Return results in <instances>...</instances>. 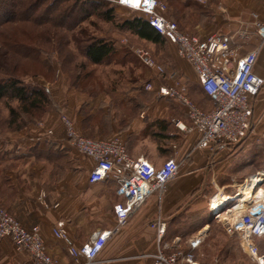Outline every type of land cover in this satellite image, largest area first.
Returning a JSON list of instances; mask_svg holds the SVG:
<instances>
[{
	"label": "crops",
	"instance_id": "0c3cea01",
	"mask_svg": "<svg viewBox=\"0 0 264 264\" xmlns=\"http://www.w3.org/2000/svg\"><path fill=\"white\" fill-rule=\"evenodd\" d=\"M160 1H167L166 17L176 23L178 28L180 26L181 32L197 35L202 39L213 34L226 37L229 39L230 48L235 49L238 56L256 49L258 52L254 72L264 77V40L256 34L253 24V15L257 17L255 21L264 23V4L259 0H208L204 5L195 0ZM196 6L199 7V15L195 14L196 17L192 18L190 25L185 24L184 16L192 17ZM204 12L208 16L207 24L203 23ZM134 14L143 18L137 12ZM162 40V43L166 42L164 38ZM173 73L176 77L183 75L180 79L185 77L190 85L198 87L193 92L201 101L198 107L201 111L208 112L213 108L212 99L202 92L187 61L178 62L177 68L171 74ZM166 85L170 86L168 82ZM158 89L147 90L138 86L106 91L102 98L93 99V108L91 103L87 121L91 124L97 123L96 133L99 138H119L131 158L142 157L155 167L169 158H174L178 163L183 161V164L188 158L185 170L193 173L175 184L166 185L161 198L156 195L149 197L131 215L129 221L110 236L95 262L91 264H152L151 255L158 250L173 252L177 239L189 240L198 235L204 243L210 232L202 230L192 235L184 227L181 230L178 227H169L174 226L178 218L182 217L179 215L184 210L180 205L181 201L193 191L196 176L206 172V162L218 160L223 165L219 185L218 181L215 182L218 177L214 178L215 173L212 179L215 188L219 190L215 195H221L225 199L224 209L233 200L237 206L240 194L238 189L236 191V186L256 173L255 170L248 169L249 173L242 174L236 170L238 174L233 175L229 162L234 159L235 152L230 147L197 149L195 144L199 139L198 133L192 131L184 135L176 127L177 122L186 127L190 125L186 112H178L175 99L160 96ZM262 95L264 96V92ZM257 109L264 110V100L258 99L255 104L254 117L259 119ZM94 116H98L97 119ZM46 117L36 125H28L21 130L0 129V206L23 227L30 229L37 226L48 254L59 264H84L83 259L76 262L68 249L86 243L93 233L114 229L112 207L119 200L115 193L116 185L111 179L88 183L87 177L94 161L77 151L66 140L64 126L57 114L51 113ZM81 121V117L77 119V123ZM261 127L264 128V121ZM48 130L52 131V135H47ZM184 156L187 158L184 159ZM228 166L230 168L227 170ZM210 172L211 169H208L207 178L211 176ZM229 176L232 178L230 183L227 182ZM259 191L263 190L257 189L255 193ZM245 203H240L235 209H241ZM186 211L189 215L190 210ZM157 217L165 224V234L160 241L156 238V229L151 227ZM58 222H63L67 233L66 240H59L52 234V229ZM221 224L227 237L239 240L237 235L227 234L224 224ZM188 234L190 238L187 237ZM167 240L172 242L169 249L165 248V245H169ZM239 244L242 250V243ZM29 258L27 252L17 250L9 239H0V264H26ZM195 260L198 262L196 255Z\"/></svg>",
	"mask_w": 264,
	"mask_h": 264
},
{
	"label": "built area",
	"instance_id": "2783aa9c",
	"mask_svg": "<svg viewBox=\"0 0 264 264\" xmlns=\"http://www.w3.org/2000/svg\"><path fill=\"white\" fill-rule=\"evenodd\" d=\"M102 1L142 15L148 26L176 46L178 55L191 66L202 92L213 101V108L203 112L182 98L188 108L190 125L180 127L177 122L176 127L182 132L198 133L199 139L195 144L197 149L225 148L238 145L248 138L255 122L259 121L254 117L256 101L264 100V77L254 72L256 49L238 56L237 51L230 48L226 37L213 34L202 39L181 32L177 24L166 17L167 5L160 0ZM195 1L201 5L207 2ZM259 1L264 4V0ZM253 18L256 34L264 40V23L255 21V15ZM133 52L146 68L155 70L159 75L163 74L162 68L153 62L148 52L139 49ZM144 88L150 90L151 85L147 84ZM158 94L172 97L176 93L173 88L159 87ZM61 122L70 145L94 161L87 177L88 183L111 179L116 185L115 193L119 198L112 207L114 229L93 233L86 243L68 249L76 262L83 259L84 264H91L110 236L123 227L149 197H162L166 185L177 176L180 167L174 158L166 159L158 167L142 157L131 158L119 138L91 139L79 133L68 119L62 117ZM47 135H52V131L48 130ZM256 174L262 175L263 181L259 185L264 187V170ZM228 206L229 211L234 209V205ZM214 217L218 219L217 214ZM223 224L227 234L237 235L246 257L255 264H264V248L261 249L255 242L256 239H264V203L248 208L236 224ZM151 227L156 229V238L160 241L165 234V224L161 218L157 217ZM52 234L59 240L67 239L63 222L53 227ZM0 239H9L17 250L27 252L30 258L26 264H59L48 254L37 226L30 229L23 227L1 206ZM201 243L202 239L197 235L189 239L183 249L178 247L171 253L158 250L151 255L152 264H199L195 260V251Z\"/></svg>",
	"mask_w": 264,
	"mask_h": 264
},
{
	"label": "rangeland",
	"instance_id": "374dc122",
	"mask_svg": "<svg viewBox=\"0 0 264 264\" xmlns=\"http://www.w3.org/2000/svg\"><path fill=\"white\" fill-rule=\"evenodd\" d=\"M72 2L73 0L67 1L63 7L71 8ZM110 7H113V20L109 21L102 19L96 12L91 11L88 16L79 19L76 24L73 23L71 18L63 24L57 23L55 20L53 22L55 25H51V23L41 20V24L20 21L4 24L5 26L0 27V48L2 51L4 49L1 45L7 40L23 44L27 43L28 45L40 44L41 47L36 56L25 58L23 55L16 57L7 54L5 59L7 68H9L8 74L14 75L15 79H20L23 85L26 87L38 85L48 90L50 99L49 105L45 106L46 113L41 114L39 118H37L39 113L33 114L32 119L37 121L34 123L29 121V125H36L47 118L46 116H49V114L55 113L58 115L60 122L62 117L71 121L76 130L82 135L91 139H101L96 133L98 130L96 129L97 123L91 124L87 121L91 103L93 108V99L102 98L103 94L111 89L145 87L147 84H150L151 88H173L176 94L172 97H165L175 99L174 103L178 112H183L184 110L187 114L188 108L182 98L187 99L191 105L200 107L201 101L196 98L193 92L197 86L190 85V82L185 77L180 79L183 75L182 77H176L177 75L174 73L171 74L177 68L178 62H184V59L178 55L176 46L166 43V40L165 43L159 44L141 40L130 30L122 29L120 25L125 21L135 19L136 15L131 10L112 5H107L103 10L110 9ZM40 9H44V7L39 8L37 11ZM197 12H199L198 6L195 7L193 16L189 14L192 17L186 18L184 16V23L190 25L192 18L196 17L195 14ZM50 15L57 17L59 14L51 13ZM202 15L204 16L203 23H209L206 19L208 18L207 13L204 12ZM71 26L72 30H65L66 28H71ZM48 32L50 36L54 33L60 34L62 32L67 37V42L63 41L61 49H58V42L53 44V42L47 43L45 41ZM184 33L192 35L187 32ZM73 36H75L74 41ZM97 39H105L114 46L116 51L102 63L91 65L84 56V48ZM137 49L148 52L153 62L162 68L163 74L159 75L155 70L146 68L133 52ZM33 57L37 58L33 59ZM14 65L19 66L18 73L13 72L12 68ZM2 78H5V76L0 74V79ZM152 82H154V85H152ZM166 82L170 86L166 85ZM4 102V100H0V121H3V118L7 115ZM256 113L259 121L255 122L253 132L248 136L246 142L233 147L229 146L235 152L234 159L229 162L231 172H234L233 175L235 176L238 174L236 170H239L242 174H247L250 172L249 170L257 172L262 171L264 168V136L262 135L264 128L261 127L264 121V110L260 111V109H257ZM79 116L82 121L77 123ZM24 118L30 120L27 116ZM4 125H1V130H5L3 129ZM182 133L184 135L188 134L187 132ZM108 138L102 137V139ZM186 156H184V159L187 158ZM187 160L188 158L185 160V164ZM206 163H208L206 172L211 169V176L207 178L206 172L204 175L199 174L196 176L193 191L183 197L181 201L180 205L184 207V210L179 215L182 217H179L178 222L174 226L169 227V229L178 227L181 230L184 227L192 235L200 233L202 230L210 232L206 236L204 243H202L203 245L199 247V251L195 253L199 264H255L243 255L244 253L239 244L240 241L237 238L225 235L221 224L223 222L216 219L212 215L213 212L209 210V199L218 192L214 185V179H212L214 177L213 174L215 173L214 178L218 176L215 182L217 183L218 181L219 185L222 179L220 172L223 165L218 160L216 162L207 161ZM185 164L180 161V170L177 176L167 186L175 184L183 178L190 177L189 175L191 174L189 173L193 172L185 170ZM230 167L228 166L227 170ZM244 167L248 168L242 170ZM203 168L204 166L202 170ZM199 179H202L201 183L198 181ZM231 179H227V182L230 183ZM239 179L244 180L243 178ZM262 188L264 189V187ZM259 192L264 193V191ZM186 210H190L188 212L189 215H187ZM190 234L187 235L188 238L191 237ZM187 241V238L177 239L175 240L177 245L174 244V246H176V249L178 247L183 249V246L186 247ZM255 242L261 249L264 248V239H256ZM167 243L169 245H165V248L169 249L172 246V242L170 240Z\"/></svg>",
	"mask_w": 264,
	"mask_h": 264
},
{
	"label": "trees",
	"instance_id": "16d2710c",
	"mask_svg": "<svg viewBox=\"0 0 264 264\" xmlns=\"http://www.w3.org/2000/svg\"><path fill=\"white\" fill-rule=\"evenodd\" d=\"M69 0H0V27L4 24L14 22H28L41 24L45 22L53 23L55 20L60 23H64L66 20L73 19V23L76 24L79 19L85 18L94 11L104 20H113V7L103 10L109 3L102 0H73L71 8L63 7V5ZM48 4V5H47ZM39 11H37L39 8ZM51 13L59 14L57 17L50 15ZM50 15V16H49ZM120 27L130 30L141 40H146L152 43H162V37L155 33L147 24L146 20L141 17H136L133 20L123 22ZM65 30H72L66 28ZM75 36H73V41ZM47 43L58 42V49H61L62 42H67V37L60 32L54 33L50 36L48 32L45 38ZM39 44V43H37ZM39 46V47H38ZM0 48V74L5 78L0 79V100H4V107L7 109V115L0 121V127L5 124L3 129L8 131H17L29 125V121L34 123L36 119H32V115L39 113H46L45 106L49 105L48 90L41 86L26 87L23 85L20 79H15L12 74H8L9 68L5 63L7 54H11L16 57L28 58L36 56L40 47L39 45H28L18 43L17 41L3 42ZM60 51V50H59ZM114 46L105 39H97L84 48V56L91 65H98L105 59L112 56L115 52ZM37 57H33L36 59ZM18 65H14L12 70L14 73H18ZM49 67V66H48ZM27 116L30 120H26ZM42 119V118H40ZM2 128V127H1Z\"/></svg>",
	"mask_w": 264,
	"mask_h": 264
},
{
	"label": "bare ground",
	"instance_id": "6f19581e",
	"mask_svg": "<svg viewBox=\"0 0 264 264\" xmlns=\"http://www.w3.org/2000/svg\"><path fill=\"white\" fill-rule=\"evenodd\" d=\"M178 125L180 127H183L182 124H178ZM262 181H263L262 175L256 174V175H252L250 179L245 180V182L236 186L235 189L236 191L238 189V192L240 194L239 198L237 199L239 200L237 206L240 205V203L246 202L244 207L241 206V209L240 208L235 209L237 208V206L234 205L235 200H233L231 203V205H234V209H232L233 211L232 210L229 211L227 207L224 209V205L226 204L225 199H223L221 195H215V196L213 195L214 197L212 196L213 197L212 203L210 205L211 202V198H210L208 202V207L211 211H214L216 213L213 212V214L212 213L211 214L213 216L217 214V218H219L220 221L226 222L227 224H231V225L236 224L240 220L242 215L245 213V211L248 210V208H252L255 207L257 204L264 203V193L261 192L255 193V190L257 189H262L264 191V189L259 185ZM235 193L232 195V197H234Z\"/></svg>",
	"mask_w": 264,
	"mask_h": 264
}]
</instances>
